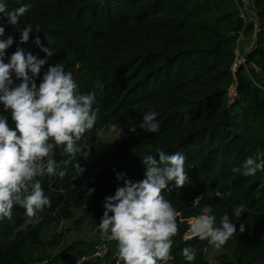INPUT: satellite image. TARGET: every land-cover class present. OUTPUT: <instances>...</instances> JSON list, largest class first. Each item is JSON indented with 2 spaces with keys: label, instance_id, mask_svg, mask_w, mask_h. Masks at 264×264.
<instances>
[{
  "label": "trees",
  "instance_id": "obj_1",
  "mask_svg": "<svg viewBox=\"0 0 264 264\" xmlns=\"http://www.w3.org/2000/svg\"><path fill=\"white\" fill-rule=\"evenodd\" d=\"M20 4H28L29 11L18 25L5 24V35L14 37L8 55L19 43V30L31 24L29 41L19 44L25 52L44 58L32 42L39 36L55 51L43 67L62 62L81 93L97 81L104 89L94 105L99 107L96 123L78 141L81 151L65 169L67 175L37 177L51 206L34 217L14 206L11 220L0 221V264H68L91 253L103 241L96 233L94 240L67 241V236L86 220L97 226L104 198L123 184L115 172L142 180L141 158L155 156L156 149L183 154L188 173L182 187L170 182L161 193L179 213L168 263L187 264L181 250L191 245L196 249L192 264H207L208 242L184 239L191 219L205 205L218 220L243 205L245 211L233 220L237 232L222 246L217 264H264V172H232L248 156L264 152V0H253L254 20L246 23L234 0H6L9 11ZM248 35L252 44L238 62L236 49ZM148 110L157 113L156 133L139 126ZM108 125L120 129L121 137L87 163L84 153ZM54 151L57 162L66 158L60 148ZM77 163L84 169L81 175H76ZM89 188L95 189L91 196ZM217 191L231 195L220 199ZM74 210H80L77 219ZM64 221L72 225L60 230ZM105 243L103 260L83 264H123L116 258V242Z\"/></svg>",
  "mask_w": 264,
  "mask_h": 264
},
{
  "label": "clouds",
  "instance_id": "obj_2",
  "mask_svg": "<svg viewBox=\"0 0 264 264\" xmlns=\"http://www.w3.org/2000/svg\"><path fill=\"white\" fill-rule=\"evenodd\" d=\"M28 11V4L9 11L6 0H0V16L6 17L0 21V221L11 220L14 206L23 207L29 217L51 206L37 177L63 179L67 175L65 169L81 151L78 141L96 123L99 107L94 105L104 89L103 83L97 81L91 91L81 93L72 72L66 71L62 62L49 65L41 77L43 66L55 51L44 46L39 36L33 37L32 42L45 54L44 58L19 46L29 41L34 30L31 24L19 30V43L8 55L14 37L5 35V24L18 25ZM156 117L155 111H145L139 126L150 133L158 132ZM56 148L66 157L60 162L54 158ZM141 163L145 172L140 181L133 182L125 172H115L116 181L123 184L104 198L97 227L106 239L116 242L123 264H167L172 259V237L178 232L179 213L161 193L170 182L176 187L188 182L185 156L156 149L155 156L144 154ZM74 167L76 175L83 173L78 163ZM232 172L244 176L264 172V152L248 156ZM94 191L89 188L87 196ZM215 195L223 199L231 192L217 191ZM260 195L256 193L257 197ZM244 211V206L238 205L232 215L225 212L218 220L212 206L205 205L191 219L184 239L199 238L220 249L236 234L233 220ZM239 232H245L244 223L239 224ZM181 255L187 264H192L196 249L185 246Z\"/></svg>",
  "mask_w": 264,
  "mask_h": 264
},
{
  "label": "rangeland",
  "instance_id": "obj_3",
  "mask_svg": "<svg viewBox=\"0 0 264 264\" xmlns=\"http://www.w3.org/2000/svg\"><path fill=\"white\" fill-rule=\"evenodd\" d=\"M252 13V11H251ZM249 18V19H248ZM248 20L253 19L252 16H248ZM254 20V19H253ZM251 43V36H246L245 38L242 36L241 42H240V48L236 49L237 54V61H240V56H242V50L246 49L248 46H250ZM241 49V50H240ZM232 91V88L230 89V92ZM231 94V93H230ZM122 135V132L120 129H118L114 125H108L105 128L99 129L96 133V141L93 147L87 149V151L84 153V158L87 163L91 162L95 156L100 154L105 147L110 144L111 142L117 140ZM93 168L89 167L88 173H92ZM80 216V210H74V219H77ZM96 224L97 223H90L89 221H84L80 225V231L79 232H72L67 236V241H69L71 238H82L84 240H94L96 238L95 230H96ZM72 225V221H64L60 225V230L70 227ZM208 254L211 257L212 260L217 261V256H219L221 253H223V247L220 249H215L210 244L208 246ZM116 258L119 261L118 252L116 253ZM167 264H169L167 262Z\"/></svg>",
  "mask_w": 264,
  "mask_h": 264
},
{
  "label": "built area",
  "instance_id": "obj_4",
  "mask_svg": "<svg viewBox=\"0 0 264 264\" xmlns=\"http://www.w3.org/2000/svg\"><path fill=\"white\" fill-rule=\"evenodd\" d=\"M235 3L238 5V8L240 10V17L243 19L244 23H246L247 21H249L248 19V16H252L254 14L253 10H252V4H253V0H234ZM252 11V13H251ZM248 18V19H247ZM252 20V19H251ZM254 27H256V23L254 22ZM240 62H243L242 60V57L240 56ZM47 70L46 67H43L42 70H41V77L43 75V73ZM40 82V78L38 77L37 80H36V83L39 84ZM234 89L232 88V91L230 92L231 95L233 96L235 93L233 91ZM95 233L100 237L102 238V242L99 243V244H96L95 245V248L94 250L87 254V255H84L82 257H80L79 259H77L75 262L73 263H68V264H83L84 262L86 261H98V260H103L106 253L108 252V247L105 243V240H108L106 239L102 234L101 232L98 230V227L96 226V230H95ZM208 248L207 247L205 249V254H206V259H207V264H217V261H214L211 259V257L209 256L208 254Z\"/></svg>",
  "mask_w": 264,
  "mask_h": 264
}]
</instances>
